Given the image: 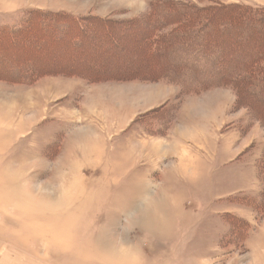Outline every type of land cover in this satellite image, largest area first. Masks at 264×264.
Segmentation results:
<instances>
[{
  "label": "rangeland",
  "instance_id": "374dc122",
  "mask_svg": "<svg viewBox=\"0 0 264 264\" xmlns=\"http://www.w3.org/2000/svg\"><path fill=\"white\" fill-rule=\"evenodd\" d=\"M159 1L264 9V0H0V29L44 13L132 24ZM135 41H118L131 44L119 59L91 42L79 56L46 55L49 46L24 56L102 76L143 64L142 80L53 74L23 84L7 76L30 70H0V264H264V123L231 87L189 93L159 80L171 65L145 64ZM5 52L0 69L15 64Z\"/></svg>",
  "mask_w": 264,
  "mask_h": 264
},
{
  "label": "trees",
  "instance_id": "16d2710c",
  "mask_svg": "<svg viewBox=\"0 0 264 264\" xmlns=\"http://www.w3.org/2000/svg\"><path fill=\"white\" fill-rule=\"evenodd\" d=\"M151 9L148 16L132 24L98 17L79 19L60 13H44L37 16V20L34 18L30 21L28 17L16 28L0 29V44L5 43V47L0 45V58L9 57L5 56L6 50L12 55V59H7L15 62L14 65L6 64L0 70L11 74L14 69V75L21 74L22 70H30L26 79L6 75L7 79L15 77L16 81L23 84L39 76L53 74L83 75L80 77L90 82H105L116 78L142 80L147 73V65L144 67L143 64L144 68L139 65V70L130 69L132 71L129 73L120 75L119 69L124 66L120 62L111 73L102 76L83 71L85 68L49 69L43 64L39 65L38 59L24 56L26 48L40 51L47 46L49 50L45 52L46 55L57 52L67 56L68 48L72 47L76 56H79L80 49L91 42L96 49L108 48L111 56L117 59L128 54L131 47V44L130 47L128 44L123 47L118 41H135L137 36L139 39L132 45L134 50H140L146 56L145 64L157 61V65L161 63L160 66L163 63L171 65V68L158 69L155 77L159 80L169 77L172 83L184 87L189 93L210 87H231L238 104L250 109L260 119L257 120L264 123V9L218 3L199 8L168 1H159ZM231 41L240 43V46H232ZM136 51L130 54L134 58ZM243 57L246 58L245 62ZM231 218L233 223L240 224L239 219L234 216Z\"/></svg>",
  "mask_w": 264,
  "mask_h": 264
},
{
  "label": "crops",
  "instance_id": "0c3cea01",
  "mask_svg": "<svg viewBox=\"0 0 264 264\" xmlns=\"http://www.w3.org/2000/svg\"><path fill=\"white\" fill-rule=\"evenodd\" d=\"M73 82H76V81H73ZM101 85H104V84H99L98 86H101ZM85 86H86V85H85ZM86 87H87L88 90H90V89L92 88L91 86H86ZM132 113H135V110H132ZM126 116H127V115H125L124 120H126ZM126 124H127L126 121H125L124 123H123V122L120 123V129H122V131L125 130V129L127 128V127H126ZM96 154H97V153H96Z\"/></svg>",
  "mask_w": 264,
  "mask_h": 264
}]
</instances>
